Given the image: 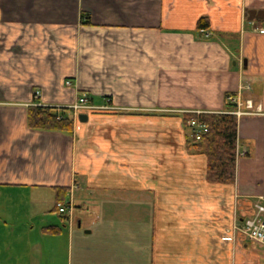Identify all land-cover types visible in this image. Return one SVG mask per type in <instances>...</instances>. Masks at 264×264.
<instances>
[{"label":"crops","instance_id":"crops-1","mask_svg":"<svg viewBox=\"0 0 264 264\" xmlns=\"http://www.w3.org/2000/svg\"><path fill=\"white\" fill-rule=\"evenodd\" d=\"M262 28L264 0H0V264H52L34 249L69 227L66 264H84L73 228L94 187V225L110 209L105 223L122 216L144 247L152 223L155 250L127 254L129 264H264V245L234 228L264 205ZM241 84L263 112L238 119L235 183H214L181 117H167L223 111ZM84 93L115 107L74 111ZM37 103L72 109L74 131L31 128ZM61 187L73 220L55 207Z\"/></svg>","mask_w":264,"mask_h":264},{"label":"trees","instance_id":"trees-1","mask_svg":"<svg viewBox=\"0 0 264 264\" xmlns=\"http://www.w3.org/2000/svg\"><path fill=\"white\" fill-rule=\"evenodd\" d=\"M81 22L91 23L88 12L82 11ZM198 27L200 31L208 29V19L201 17ZM231 107L232 103L229 102L224 105L225 109ZM72 111L69 107L32 104L28 107V124L33 129L72 133L75 128ZM183 123L191 129L188 131L187 146L200 150L207 156V178L214 183H235L238 158L237 116L226 111H187L183 114ZM58 190L57 202L65 198L68 188L61 187ZM55 207L59 212L58 206ZM45 229L51 233L60 231V228L54 225Z\"/></svg>","mask_w":264,"mask_h":264},{"label":"rangeland","instance_id":"rangeland-1","mask_svg":"<svg viewBox=\"0 0 264 264\" xmlns=\"http://www.w3.org/2000/svg\"><path fill=\"white\" fill-rule=\"evenodd\" d=\"M107 102H109L108 99H107ZM111 105L112 107L108 109H113L115 107L112 103ZM207 112H211V111H207ZM184 113L185 112H182L181 115L179 116L170 115L169 117H167V119H170L169 121L172 122L173 126H176V124H179L180 117L183 123ZM185 127L188 131L191 130L190 127H187L186 125ZM94 188L95 189L93 188L88 189L89 190V194H88L89 198H87L88 204L83 205L85 208L84 210H81L82 208L80 209L81 210L80 213H82L81 214V219H82L81 226L76 224L73 228L75 229V231H78L82 235L81 237L77 234H75L74 236V242H73L74 262L76 263L78 260V257H77L78 252H81L82 254L85 255L82 261V263L84 264H122V263L129 264L131 263V261L128 259L126 260L127 254L129 255L132 253L134 256H136L137 253H139V254L145 255V251L147 250L149 254H152V250H155L156 248L155 243L153 241L152 223L150 224V229L148 230L145 229L143 236H139V239L142 238V240L144 239V241L147 239V237H149L150 244L149 245L144 244V247L142 246L138 247L136 240L132 238L131 234L129 235L130 229L128 228L126 223L122 220V216L121 218H117L116 225L114 226V228L112 224L111 225L109 224V222L105 223V221L108 220L109 214L111 213L110 209L106 210V212L104 213L105 214L104 218L97 217V220L101 222L98 223L97 225H94V222H93L94 218L96 216L101 215L99 214L100 212L96 211L97 207L95 205V202L97 198L99 197V192L97 191L96 187ZM82 190L84 191V189ZM92 191H94L93 194H90L92 193ZM108 193L109 194H114V193L122 194L123 192L121 190H116V191H110ZM19 198L20 197L18 196V199ZM35 203L37 202L33 201L32 204H35ZM121 205L122 204L120 201H117L115 204L113 203L111 207L112 212L113 211L117 212L120 209ZM90 206L91 208H89ZM108 211L110 213H108ZM118 213L119 212H117V215ZM83 214H86V218L84 217ZM133 221L135 222L136 219ZM37 227H39V224L37 225ZM68 229L66 228L65 233L63 235H59V236L53 235L51 238L52 240L48 241L46 243V246H43L40 242V244L36 246L34 251H36L37 253H40V251H43L42 254H44V257L48 256L49 261L52 260V264H66V256H67L68 251H70V258L72 257L71 256L72 254L71 235H70V250H68L67 248V245H68L67 232L69 231ZM133 232L134 233L139 232L141 234V230H135L134 228H133ZM20 236L24 237L22 233ZM129 236L132 240L131 242H130ZM19 247L23 249L26 246L24 244H20ZM26 255H28V253H26ZM37 257L39 258V256Z\"/></svg>","mask_w":264,"mask_h":264},{"label":"built area","instance_id":"built-area-1","mask_svg":"<svg viewBox=\"0 0 264 264\" xmlns=\"http://www.w3.org/2000/svg\"><path fill=\"white\" fill-rule=\"evenodd\" d=\"M261 32H264V28L261 29ZM67 84H71V81L67 80ZM247 87H249L247 84H241L236 92L227 95V100L234 105V107L227 112L233 113L238 117H242L243 115H255L263 112L262 104H256L252 97L244 96L243 90ZM39 94L40 91H37L36 95L39 96ZM110 100L111 98L108 99L109 102L107 104L101 106L87 104V97L84 93L73 106L76 110L83 107H101L108 109L112 107ZM198 137H200V135H198ZM261 198L264 199V196H261ZM57 206L61 213L68 214L71 219L73 218L74 208L71 203L68 204L58 201ZM257 208V212H255L253 216L246 217L240 223L237 222L234 228L235 230H240L247 237L264 245V205L258 204Z\"/></svg>","mask_w":264,"mask_h":264},{"label":"water","instance_id":"water-1","mask_svg":"<svg viewBox=\"0 0 264 264\" xmlns=\"http://www.w3.org/2000/svg\"><path fill=\"white\" fill-rule=\"evenodd\" d=\"M79 117H80L81 120H87V119H88V114H86V113H81V114L79 115Z\"/></svg>","mask_w":264,"mask_h":264}]
</instances>
